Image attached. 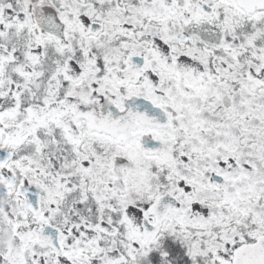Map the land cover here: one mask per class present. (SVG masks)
<instances>
[{"label":"snow or ice","instance_id":"snow-or-ice-1","mask_svg":"<svg viewBox=\"0 0 264 264\" xmlns=\"http://www.w3.org/2000/svg\"><path fill=\"white\" fill-rule=\"evenodd\" d=\"M0 264H264V0H0Z\"/></svg>","mask_w":264,"mask_h":264}]
</instances>
